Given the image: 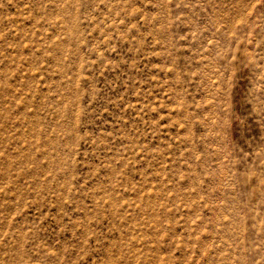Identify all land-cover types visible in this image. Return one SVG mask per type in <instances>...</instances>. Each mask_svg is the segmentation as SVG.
I'll return each mask as SVG.
<instances>
[{"label": "rangeland", "instance_id": "374dc122", "mask_svg": "<svg viewBox=\"0 0 264 264\" xmlns=\"http://www.w3.org/2000/svg\"><path fill=\"white\" fill-rule=\"evenodd\" d=\"M0 264H264V0H0Z\"/></svg>", "mask_w": 264, "mask_h": 264}]
</instances>
